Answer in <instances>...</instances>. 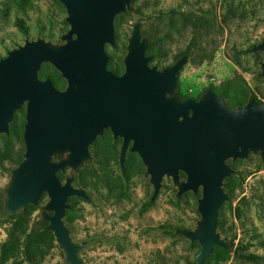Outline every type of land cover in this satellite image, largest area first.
Here are the masks:
<instances>
[{"label":"water","instance_id":"water-1","mask_svg":"<svg viewBox=\"0 0 264 264\" xmlns=\"http://www.w3.org/2000/svg\"><path fill=\"white\" fill-rule=\"evenodd\" d=\"M58 1L69 25L59 41L26 38L0 58V134L9 133L15 111L25 108L24 150L3 190V212L15 214L27 204L37 205L65 264H84L78 252L85 242L71 239L63 218L70 197L89 198L74 178L93 160L90 146L96 137L110 128L123 139L121 170L132 140L129 149L138 153L153 186L151 201L164 177L171 179L176 197L200 192L195 227L175 229L200 245L196 264H206L216 246L233 250L234 244L217 229L220 206L228 199L225 179L235 173L230 162L250 153L264 162V102L251 92L245 104L229 106L210 87L198 99L180 96L178 76L187 56L161 68L150 65L148 36L140 31L143 14L134 10L132 0ZM126 11L132 28L124 69L117 74L107 67L105 45L114 44V17ZM250 50L264 52V38ZM43 63L60 73L63 88L39 78ZM259 64L264 76V61ZM43 194L46 202L38 203Z\"/></svg>","mask_w":264,"mask_h":264},{"label":"rangeland","instance_id":"rangeland-1","mask_svg":"<svg viewBox=\"0 0 264 264\" xmlns=\"http://www.w3.org/2000/svg\"><path fill=\"white\" fill-rule=\"evenodd\" d=\"M133 7L143 14L140 30L153 39L148 52L151 64H171L176 54L188 50L179 73L182 95L197 97L202 89L213 86L215 92L224 90L230 106L251 92L264 102V76L259 75L264 52L250 50L264 38V0H134ZM65 16L58 0H0V58L26 38L59 41L69 28ZM113 27L114 44L105 45L107 67L121 73L131 14L116 16ZM40 69V79L48 74L57 88L65 86L66 81L61 75L58 79L59 72L50 63H43ZM15 122L18 134H0V192L8 183L9 169L16 166L24 150V106L17 111ZM119 147L110 134L99 139L80 184L89 198L72 196L69 201L71 219L63 220L71 239L85 242L79 258L84 264H196L200 245L174 229L195 227L200 192L176 197L171 179L164 177L151 201L153 186L140 157L127 154L121 172ZM231 164L235 173L225 180L228 199L218 218L222 220L221 236L232 239L236 251L225 252L217 246L206 264H264V162L250 153L247 159ZM38 219L36 209L19 238L18 249L4 264H65L55 239L28 242ZM8 225L0 213V248ZM29 251L31 255H27ZM249 255L254 258L247 259Z\"/></svg>","mask_w":264,"mask_h":264},{"label":"trees","instance_id":"trees-1","mask_svg":"<svg viewBox=\"0 0 264 264\" xmlns=\"http://www.w3.org/2000/svg\"><path fill=\"white\" fill-rule=\"evenodd\" d=\"M133 1L132 0V4H133ZM135 9V8H134ZM136 12H139V9H135ZM127 12V11H126ZM125 12V13H126ZM129 13V12H128ZM140 13V12H139ZM141 31V30H140ZM142 34H145L148 36V41H149V44L147 46V49H146V54L148 55V52L150 51L151 49V46L153 44V39L151 37L150 34H148L147 32L145 31H141ZM188 50H185L184 52H180L178 54H176L175 56V59L182 56V55H188ZM150 64H151V60H150ZM43 65V64H42ZM111 70V69H110ZM57 71V70H56ZM113 71V70H112ZM115 72V71H113ZM42 73L41 69L39 70V73L40 74ZM58 76V79L60 78V73L57 75ZM45 78H49V75L46 74L44 76ZM54 84V83H53ZM211 89L214 91V87L211 86ZM179 93H181L180 91H178ZM220 95H222L224 97L225 95V92L224 90H220V91H217ZM255 99L260 101L259 99H257V97L254 95ZM247 98H248V95H247ZM247 98H242L240 101L238 100H235L234 102V105L233 106H237V105H242L244 104L246 101H247ZM23 108V107H22ZM21 108V109H22ZM20 110V109H19ZM19 110H16L15 113H14V118H13V121L9 124V133H14V134H18V130H17V127H16V122H15V116H16V113L17 111ZM24 125V124H23ZM23 128V126H22ZM104 135H99L97 136L96 140L94 141V143L90 146L91 148V151L92 153L95 155V153L93 152V148H95L97 146V142L99 141V139H101ZM92 155V156H94ZM22 158V153L19 155V158H18V162L21 160ZM90 161H88L85 166L76 174L75 178H74V185L75 186H78L80 187V184L83 183V175L86 171V166L87 164L89 163ZM230 162V161H229ZM230 163H233V162H230ZM18 164V163H17ZM16 164V165H17ZM232 165V164H231ZM11 170V169H9ZM234 173L230 174L226 179H229V177L231 175H233ZM57 176L63 180L64 179V174L62 172H58L57 173ZM181 176H184V174L181 172ZM225 179V180H226ZM226 184V182H225ZM228 183H227V187H228ZM75 197V196H73ZM46 198L45 194H43L39 200H38V203H41L42 199ZM72 197H70L68 199V208L66 209L65 211V215H64V218L66 220H70L71 219V204H70V199ZM3 200H4V192H0V213H2L6 219V222L9 224L6 228V233H7V237L6 239L4 240V242L1 244V248H0V264H4L6 262V260L8 259L9 256H11L13 254V252H15L17 249H18V246H19V238L20 236L24 233L26 227L29 225L30 223V220H31V216H32V213L33 211H35L36 209H38L37 205H34V204H27L25 206L24 209H22L21 211L15 213V214H6L3 212ZM222 207V205L220 206V208ZM48 224L47 221H44V220H41L40 218L38 219L37 221V228H35L29 235H28V242L31 243V245H33L34 243H36L38 240H44V239H47L48 241H53L54 240V235L52 233V231L46 229V225ZM222 220L221 218H218V221H217V229L219 230V232L221 233V235L223 234L222 232ZM176 229V228H175ZM174 229V231H175ZM224 239H226L225 237H223ZM228 240V239H226ZM231 243H233V240H229ZM217 247V246H216ZM222 248V247H220ZM223 250H225V252H230V251H236V248L233 249V250H229V249H225V248H222ZM27 255H31L30 254V251L27 252ZM240 255V254H239ZM241 256V255H240ZM247 259H253L254 256L253 255H249V256H246Z\"/></svg>","mask_w":264,"mask_h":264},{"label":"flooded vegetation","instance_id":"flooded-vegetation-1","mask_svg":"<svg viewBox=\"0 0 264 264\" xmlns=\"http://www.w3.org/2000/svg\"><path fill=\"white\" fill-rule=\"evenodd\" d=\"M134 8V7H133ZM135 10V9H134ZM123 13H125V12H123ZM122 14V13H121ZM131 14V13H130ZM118 15H120V14H118ZM118 15H116V16H118ZM116 16L114 17V19L116 18ZM177 59V58H176ZM175 59V60H176ZM174 60V61H175ZM260 62V61H259ZM172 64V63H171ZM150 65H152V64H150ZM168 65V64H167ZM184 65V64H183ZM260 65V64H259ZM157 66V65H156ZM165 66V65H164ZM163 67V66H162ZM159 68H161V67H159ZM183 68V67H182ZM181 71V70H180ZM123 72V71H122ZM121 72V73H122ZM116 73V72H115ZM121 73H117V74H121ZM180 73V72H179ZM178 78H179V76H178ZM211 88V87H210ZM203 90V89H202ZM201 90V91H202ZM179 91V87H178V90H177V93L180 95V96H182V97H192V96H185V95H182L181 93H179L178 92ZM215 92V91H214ZM201 93V92H200ZM215 93H217V92H215ZM217 94H219V93H217ZM200 95V94H199ZM199 95L197 96V97H192V98H194V99H198V97H199ZM249 95V94H248ZM222 96V95H221ZM224 98V97H223ZM225 99V98H224ZM226 101V100H225ZM258 101V100H257ZM227 103V102H226ZM228 104V103H227ZM245 104V103H244ZM229 105V104H228ZM243 105V104H242ZM230 106V105H229ZM111 135V137H112V139H114V140H117V141H119V145H120V147H119V151H118V158H119V152H120V149H121V146H122V137H120V136H117V137H114L113 136V133H112V131L110 130V128H105L104 130H103V133L101 134V135ZM99 136V135H98ZM97 138V137H96ZM96 140V139H95ZM94 140V141H95ZM94 143V142H93ZM92 143V144H93ZM91 144V145H92ZM132 145V140H129V142H128V144H127V148H126V152H125V160H126V155L127 154H130V153H136L137 155H138V153L136 152V151H131L130 149H129V147ZM91 149V148H90ZM92 152V151H91ZM139 156V155H138ZM125 160H124V163H125ZM118 165H119V160H118ZM123 168H124V164H123ZM119 169H120V167H119ZM120 171L121 172H123V169L121 170L120 169ZM182 178H185V176H181ZM168 179V178H167Z\"/></svg>","mask_w":264,"mask_h":264}]
</instances>
